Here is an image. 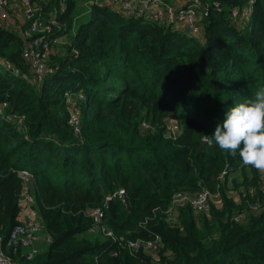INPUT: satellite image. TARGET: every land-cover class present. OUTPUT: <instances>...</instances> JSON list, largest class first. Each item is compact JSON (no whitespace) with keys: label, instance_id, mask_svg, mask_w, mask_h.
<instances>
[{"label":"trees","instance_id":"trees-1","mask_svg":"<svg viewBox=\"0 0 264 264\" xmlns=\"http://www.w3.org/2000/svg\"><path fill=\"white\" fill-rule=\"evenodd\" d=\"M32 2L54 15L48 39L57 41L34 76L23 57L38 35H23L34 17L0 23V59L12 65L0 64L3 114L24 116L0 114V235L22 223L18 170L26 169L39 238L50 241L16 261L264 264V173L214 142L200 150L229 107L264 87V0H201L195 34L94 5L76 26L78 0ZM119 190L129 208L115 197L114 215L104 209L114 239L91 233V210ZM202 190L200 211L173 204L174 194Z\"/></svg>","mask_w":264,"mask_h":264},{"label":"built area","instance_id":"built-area-1","mask_svg":"<svg viewBox=\"0 0 264 264\" xmlns=\"http://www.w3.org/2000/svg\"><path fill=\"white\" fill-rule=\"evenodd\" d=\"M14 0H0V23L6 25L10 24V18L12 13L17 15L18 12L15 6L11 4ZM20 3V7L23 9L24 15L28 17H34L30 27L24 32V37H29L32 33H37L35 38L31 39L26 49L23 52V57L28 63V68L31 74L34 76H40L45 73L47 69V60L49 53L51 52V43L55 42L56 39L50 41L48 34L50 32V25L54 24L52 17L44 18L39 12V8L35 6L32 0H15ZM47 1V0H41ZM201 0H186L182 5L175 6L166 0H89L90 5L97 6L99 8L112 7L118 9L121 13L128 17H143L147 20L165 22L175 24L176 26H185L188 32L191 34L198 33L196 21L198 18L199 10L198 4ZM233 16H237V12H233ZM40 34V35H39ZM0 64L7 69L12 70V65L3 59H0ZM14 73L17 70L14 69ZM66 101L71 104L72 95L68 91L64 94ZM82 98V95H78ZM6 107L5 102H0V114L6 120H17L19 123L22 122L23 117L21 115H5L3 114L4 108ZM72 122H76L73 118ZM144 127H148L143 124ZM169 130L172 134L178 131V126L174 123L173 126H169ZM18 175L22 179L24 188L20 194L19 205L21 208V221L15 225L7 238H3L0 235V264H19L15 256L21 249L25 250V257L31 259L37 251V247L34 246V242L39 239L40 234V223L37 219L35 209L33 207V197L27 191L26 186L32 177V174L26 169L18 170ZM124 190H119L110 196H107L103 207H96L91 210L90 216L92 217V226L89 229L91 233H103L114 239V235L109 231L103 223L105 211L107 208V202L115 197L123 200ZM208 198V191L202 190L198 194L190 195L187 193H177L173 195V204L180 206L184 202L188 201L196 211H200L204 206ZM169 215L174 217L173 211L169 212ZM40 235V236H39ZM45 241L49 242L50 239L46 235ZM145 248L154 252L159 244V239L154 241L149 240L144 243ZM132 248H137L138 244L132 243ZM6 248L10 249V253L6 251Z\"/></svg>","mask_w":264,"mask_h":264},{"label":"clouds","instance_id":"clouds-1","mask_svg":"<svg viewBox=\"0 0 264 264\" xmlns=\"http://www.w3.org/2000/svg\"><path fill=\"white\" fill-rule=\"evenodd\" d=\"M203 142H214L233 157L238 154L245 166L264 173V87L253 99L229 107L222 124L211 136L204 135Z\"/></svg>","mask_w":264,"mask_h":264},{"label":"rangeland","instance_id":"rangeland-1","mask_svg":"<svg viewBox=\"0 0 264 264\" xmlns=\"http://www.w3.org/2000/svg\"><path fill=\"white\" fill-rule=\"evenodd\" d=\"M79 1V4H78V7L76 8V14H77V19H76V26L81 22V21H83L84 19L86 20L87 18H88V14H87V11L89 10V0H78ZM80 3H84L83 5H81ZM11 4H12V6L14 5L15 7H17V8H15L16 10H17V12L19 13V14H17V15H21L22 13H23V9H20V8H22V7H20L19 5H20V3L18 2V1H12L11 2ZM175 6H177V5H175ZM52 14H54L53 12H52ZM55 18V17H54ZM60 40V39H59ZM57 41V40H56ZM173 124H174V122H173V119H171L170 118V120L168 121V125L170 126L171 125V127L173 126ZM28 183H30V182H28ZM39 239H37V241H38ZM37 241H35L34 242V246H38L37 245Z\"/></svg>","mask_w":264,"mask_h":264},{"label":"water","instance_id":"water-1","mask_svg":"<svg viewBox=\"0 0 264 264\" xmlns=\"http://www.w3.org/2000/svg\"><path fill=\"white\" fill-rule=\"evenodd\" d=\"M203 145H204V142H202L201 146H200V150H202L203 148ZM123 202L124 204L127 206V208H129V201H128V198L127 196H123ZM107 210L108 212L111 214V215H114V201L113 200H109L107 202Z\"/></svg>","mask_w":264,"mask_h":264},{"label":"crops","instance_id":"crops-1","mask_svg":"<svg viewBox=\"0 0 264 264\" xmlns=\"http://www.w3.org/2000/svg\"><path fill=\"white\" fill-rule=\"evenodd\" d=\"M166 1L169 2V3H172L174 5H182V4H184L186 2V0H166ZM80 4L83 5L84 3H80ZM15 8H17V7H15ZM20 9H22V8H20ZM44 240L45 239L42 237V238H39V240L37 241V245H38L37 247L39 249L43 248L45 246V241Z\"/></svg>","mask_w":264,"mask_h":264}]
</instances>
